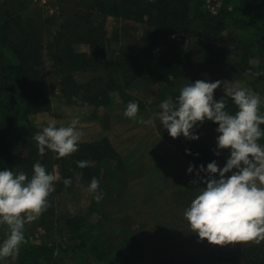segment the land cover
<instances>
[{
	"label": "trees",
	"instance_id": "trees-1",
	"mask_svg": "<svg viewBox=\"0 0 264 264\" xmlns=\"http://www.w3.org/2000/svg\"><path fill=\"white\" fill-rule=\"evenodd\" d=\"M58 1L69 6L62 10L67 19L55 33L54 19L37 10H26L30 4L22 0L0 3V170L10 168L31 176L36 161L55 175V165L59 169L55 191L48 197L49 207L34 220V227L44 228L45 238L33 240L31 228L25 224L19 255L16 259L0 258V264H264V240L234 244L231 249H199L198 243L191 241V237L199 236L188 229L184 210L180 219L163 223L156 231H147L146 236L139 230L112 226L111 219L123 206L119 199L129 193L128 181L144 176L141 170L145 160L124 154L108 134L80 141L76 152L61 158L52 150L41 155L34 139V116L51 108L50 86L58 85L66 104L86 106L81 118L84 122L100 120L104 124L115 115L125 127L132 128V124L142 129L148 124L140 120L150 118L145 113L148 103L137 101L125 88L138 77L145 82L164 81L167 91L163 95L173 100L184 85L202 80V73L220 81L245 80L255 59L264 79V0H226L218 14L206 9L205 0ZM93 16L98 17L96 21ZM109 17L145 24L153 31L127 45L124 57H120L104 29ZM161 33L165 51L159 49ZM186 35L192 41L190 48ZM46 36L50 40H45ZM232 42L239 46L234 59L227 54ZM76 43H85L89 49L78 50ZM77 72L90 73L91 78L79 82ZM119 74L125 76V84ZM50 79L57 84L51 85ZM129 101L139 105L136 119L124 115ZM259 143L264 144V137ZM206 146L199 141L188 143L187 157L195 160L204 156L210 161L213 155L210 157ZM156 159L153 155L149 161ZM79 160L91 164L80 168ZM67 177L72 178L70 186L63 183ZM93 177L100 186L91 192L93 200L86 212L57 215L58 196L77 188L89 190ZM101 192L103 198L97 201L95 195ZM176 196L170 199L178 203ZM167 201L158 196L152 200L156 206L151 211L160 212ZM8 233V226L0 224V241ZM185 244L190 248L184 249Z\"/></svg>",
	"mask_w": 264,
	"mask_h": 264
},
{
	"label": "clouds",
	"instance_id": "clouds-1",
	"mask_svg": "<svg viewBox=\"0 0 264 264\" xmlns=\"http://www.w3.org/2000/svg\"><path fill=\"white\" fill-rule=\"evenodd\" d=\"M221 84L225 96L215 99L214 91ZM227 98L237 106L234 114L228 109ZM262 104L264 97L243 86L239 80H196L184 85L174 100H162L161 110L154 118L140 120L152 125L158 119L171 137L183 135L192 140L199 139L193 131L198 122L208 120L218 124L216 147L228 149L230 155L223 167L215 160L206 168L200 165L199 172L206 173L200 183L205 186L183 213L192 230L210 243L224 245L264 240V144L259 143L264 137ZM138 110V103L129 101L124 115L136 119ZM78 124L79 118L75 117L67 126L50 123L37 131L34 139L39 153L43 155L46 150H52L57 158H61L76 152L82 137ZM76 163L84 168L90 166L91 161ZM32 168L31 176L10 168L0 170V224H6L9 229L6 238L0 241V258H17L25 241V224L49 207L48 197L55 191V173L48 171L40 161ZM194 169L195 165H190L188 172L192 173ZM63 183L70 186L72 178H64ZM99 186V180L93 177L89 191L95 193ZM102 198V192L95 195L97 201Z\"/></svg>",
	"mask_w": 264,
	"mask_h": 264
},
{
	"label": "rangeland",
	"instance_id": "rangeland-1",
	"mask_svg": "<svg viewBox=\"0 0 264 264\" xmlns=\"http://www.w3.org/2000/svg\"><path fill=\"white\" fill-rule=\"evenodd\" d=\"M22 1L30 4V8L26 10H37V12L40 11L44 16L54 19L55 25L52 26L53 33L57 32L59 24L67 19L66 12H62V10L65 7H68L69 4L65 5L64 1H61L60 3L58 0H40L38 1L39 3H33L31 0ZM1 2L2 0H0V3ZM9 2L12 4L11 1ZM13 6L16 8L14 3ZM97 18L98 17L93 16L92 20L96 21L95 19ZM104 29L107 31V37L113 50H115L120 57H124L122 53L124 48L128 47L127 45H132L135 41L140 40L144 33L153 31L151 27L146 26L145 24L131 23L122 19H115L114 17L106 19ZM185 37L187 38V46L190 48L192 45L191 38L189 35H186ZM46 39L50 40L49 36H46L45 40ZM158 42L160 43V51H165L167 45L165 44V38H163L162 33ZM75 47L81 51H87L89 49L88 45L85 43H76ZM238 48V43L232 42L231 46L228 47V57L234 59L239 54ZM44 55L45 58L48 59L49 54L46 52ZM252 64L250 77L245 80L240 79L239 81L243 86L258 91L260 95L264 97V79L260 76L259 70L257 71L258 60H253ZM124 77V75L119 74V78L123 82L122 84H125L127 81ZM90 78V73H76V79L79 82H83V80L87 81ZM201 78L205 81L214 82L217 80L211 78L205 73H202ZM224 81L232 80L226 79ZM49 82L51 85L57 84L54 79H50ZM164 84V81L145 82L138 77L132 81V83L126 85L125 88L128 89V93L134 95L137 101L148 103L146 109L147 112L145 113H148L150 118H154L155 113L161 110L159 107L161 101L166 99L163 95L167 91L164 88ZM49 89L50 91L53 90L50 103L51 108L34 116L35 121L37 122V131L42 130L43 127L50 123L55 124L58 127L67 126L73 118L78 117V128L82 133L80 141L90 140L95 135L108 134L110 139L115 142L116 147L123 150L122 152H124V154L132 153L134 156H142V159L145 160L142 167L143 170H141L144 171V176L138 178L132 177V179L128 181L129 193L126 196L122 195L119 199V204L123 206L111 219V225L116 228L123 227L124 230H139L144 236H146L147 231H156L157 226L167 223L168 221L180 219L182 215L180 212L190 205L192 199L202 190V187L205 186L200 183V178L206 177L205 172H199L201 162L206 168L209 162L215 160L220 167H223L230 155L228 149H217L216 137L218 133L216 132V128L218 127V124L212 121L205 120L203 123L198 122L193 130L199 135V139L196 140L185 138L183 135L176 138L171 137L168 131L159 124L158 119H155V122L152 124L153 126L150 125V127H148V125L142 129L133 127L132 124H130L132 128L125 127V123H119V119H117L115 115L108 118V122L106 121L104 124H102L100 120L84 122L81 118L86 110V106L78 105L76 103L66 104V99L61 96L60 91L58 90V85L55 87L50 86ZM214 92L217 93V99L225 96L223 84H221V87L217 88ZM116 97L118 103H122L120 96L116 95ZM227 99L228 109L234 114L238 110L237 106L232 103L230 98ZM120 110L121 109H116V112ZM260 113L264 114V104L260 106ZM106 124H109L107 128L105 126ZM261 127L264 128V125H261ZM125 141H131V143L127 144ZM192 141H199L208 145L206 146L209 148L207 153L210 154V157L211 154L213 155V157L210 158V161L203 158L204 156L201 158L197 157L195 160H191L187 157L186 147L188 146V143H191ZM217 152H219V155L216 154ZM153 155H155L157 159L149 161ZM190 165H195V169L192 173L188 172ZM144 167L149 172H147ZM54 168L58 179L59 173L57 171L59 169L57 165H55ZM145 172H147L146 175ZM193 181H197V183H193ZM175 188L176 190L173 191ZM172 195H179L176 196L179 199L178 203L176 202V199H170V196L172 197ZM158 196H163L168 201L160 212L153 213L151 209L156 205L152 204V200H156ZM57 199V215L64 213L67 215L69 213L86 212L88 204L93 200V196L88 189L77 188L73 192L59 195ZM110 204L112 203L110 202ZM26 226L31 228L33 240L40 242L45 238L46 235L44 228L40 226L34 227V220L27 222ZM188 229L193 233L191 226H189ZM191 241L193 243H198L199 249H206V247L209 248L213 246H221L224 249H231V246L234 244L244 243L233 242L224 245H217L210 243L206 238L201 239L196 236L191 237ZM183 247L184 249L190 248L187 247L186 244Z\"/></svg>",
	"mask_w": 264,
	"mask_h": 264
},
{
	"label": "built area",
	"instance_id": "built-area-1",
	"mask_svg": "<svg viewBox=\"0 0 264 264\" xmlns=\"http://www.w3.org/2000/svg\"><path fill=\"white\" fill-rule=\"evenodd\" d=\"M33 3H39L40 0H31ZM44 1V0H43ZM226 0H205V7L211 14H218Z\"/></svg>",
	"mask_w": 264,
	"mask_h": 264
}]
</instances>
